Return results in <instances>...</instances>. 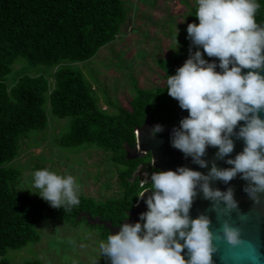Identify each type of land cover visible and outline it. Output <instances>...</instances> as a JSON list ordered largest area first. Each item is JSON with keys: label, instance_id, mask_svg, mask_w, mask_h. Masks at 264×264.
Instances as JSON below:
<instances>
[{"label": "clouds", "instance_id": "clouds-1", "mask_svg": "<svg viewBox=\"0 0 264 264\" xmlns=\"http://www.w3.org/2000/svg\"><path fill=\"white\" fill-rule=\"evenodd\" d=\"M195 5L197 22L185 29L189 55L165 81L167 95L187 111L172 130L170 145L201 168L207 147L224 158L233 151L235 136L243 148L225 160L230 167L213 164L207 175L183 166L152 172L150 182H141L149 187L137 196L143 197L146 210L98 243L99 255L109 264H212L214 239L232 247L244 241L239 228L227 222L221 225L222 235L214 238L205 215L189 217L197 183L205 199L222 203L226 210L237 207L232 190L210 188L209 178L227 183L239 174L254 203L264 195V118L259 115L264 113V25L255 20L259 5L257 0H195ZM177 35L178 29L173 51L178 49ZM161 131L159 124L151 129L152 135ZM31 187L36 191L29 192L53 209L70 211L80 203L72 175L36 169ZM146 191L150 195L145 197Z\"/></svg>", "mask_w": 264, "mask_h": 264}, {"label": "trees", "instance_id": "trees-1", "mask_svg": "<svg viewBox=\"0 0 264 264\" xmlns=\"http://www.w3.org/2000/svg\"><path fill=\"white\" fill-rule=\"evenodd\" d=\"M257 3L255 20L264 25V0ZM126 20L123 0H0V264H12L5 259L8 251L37 244L40 238L35 226L51 219L72 227L84 224L98 229L99 238L106 240L109 231L102 225L89 224L86 217L117 228L137 204L140 191L149 187L135 173L150 162V154L131 158L126 148L135 147V130L146 118L162 129L175 123L176 105L167 95L166 84L142 89L132 79L134 96L129 109L111 100H106L107 109H103L94 96L95 90L68 65L93 58L116 39ZM18 58L31 66L53 68L51 80L42 75L17 74L12 82L7 81ZM183 61H159L165 81L176 70L173 64ZM45 97L53 116L71 118L68 132L59 137V145L95 147L108 153L116 167L120 196L94 201L79 195V205L64 211L14 188L20 173L5 165L17 157L20 143L30 131L45 128ZM154 171L158 170L151 169L145 181L150 182Z\"/></svg>", "mask_w": 264, "mask_h": 264}, {"label": "rangeland", "instance_id": "rangeland-1", "mask_svg": "<svg viewBox=\"0 0 264 264\" xmlns=\"http://www.w3.org/2000/svg\"><path fill=\"white\" fill-rule=\"evenodd\" d=\"M127 20L116 39L101 48L91 59L68 64L79 71L86 82L95 90L98 105L107 109L105 102H118L129 109L134 96L132 79L142 89L162 87L164 72L159 61L185 60L189 55L190 41L185 39L186 25L195 20V0H123ZM178 29V49H174L172 37ZM189 43V44H188ZM195 50V47H192ZM54 69L46 65L31 66L18 58L12 66L11 81L17 74L44 76L51 80ZM44 110L47 124L43 130L30 131L21 141L16 158L5 168L20 173L14 188L21 194L38 197L29 191L32 173L36 169L48 168L60 175H72L79 185V195L94 201L118 197L116 167L110 162L108 153L95 147L62 148L59 137L67 133L71 118H57L51 113L48 97ZM28 190V191H27ZM39 198V197H38ZM39 234L37 244L8 251L5 255L12 264L40 261L42 264H109L99 255L100 231L84 224L72 227L57 219L35 226Z\"/></svg>", "mask_w": 264, "mask_h": 264}, {"label": "water", "instance_id": "water-1", "mask_svg": "<svg viewBox=\"0 0 264 264\" xmlns=\"http://www.w3.org/2000/svg\"><path fill=\"white\" fill-rule=\"evenodd\" d=\"M204 59L215 60V58L206 56ZM173 65L175 68H178L182 63H175ZM217 71H219L218 68ZM243 71H247V69ZM261 74L264 75V71ZM173 101L176 105V110L173 114L175 123L164 127L161 133L152 135L151 129L155 124L149 118H146L144 124L135 130V147L132 149L126 148L127 157H142L150 154V162L146 164L148 173L151 169L158 171L175 170L177 167L183 166L191 170L199 171L202 175H207L213 164L217 168L230 167V165L225 163V160L234 157L243 148V141L236 139L235 136L232 137L234 143L233 151L224 158H217L215 155L216 148L207 147L204 155L201 157L206 162L203 168L192 162L191 157H185L179 150L171 147L170 138L172 130L178 128L179 120L187 115V111L181 110L175 99ZM259 115L261 118H264V113H259ZM235 131L236 129H234ZM139 176L141 181L147 179L146 172H141ZM199 183H197L195 188L196 194L192 199L188 212L189 217L195 218L201 214L205 215L210 221L209 228L214 238L217 235H222L220 231L221 225L227 222L229 225L239 228L241 238L244 241V244L232 247L223 239L219 241L214 239L216 250L212 254V264H264V195L260 197L258 203H254L243 190L247 182L241 179L239 174L227 183L209 178L208 183L210 188L218 189L221 192L229 188L232 190L237 207L232 210H226L222 203L205 199L200 190ZM148 195H150V191L144 193L145 197ZM145 210L146 205L143 202V197H140L133 210L126 214L127 217L122 223L131 224L136 222L138 214ZM86 220L89 224L104 226L110 234H115L119 230V227L114 228L109 223L103 222L98 218L91 219L90 217H86ZM254 256L257 257L255 262L252 260Z\"/></svg>", "mask_w": 264, "mask_h": 264}, {"label": "flooded vegetation", "instance_id": "flooded-vegetation-1", "mask_svg": "<svg viewBox=\"0 0 264 264\" xmlns=\"http://www.w3.org/2000/svg\"><path fill=\"white\" fill-rule=\"evenodd\" d=\"M141 172L148 173L146 165H142V166L138 167V171H136L135 175L140 177L139 175H140Z\"/></svg>", "mask_w": 264, "mask_h": 264}]
</instances>
